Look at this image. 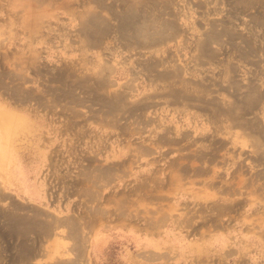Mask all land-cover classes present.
I'll return each mask as SVG.
<instances>
[{
	"label": "rangeland",
	"instance_id": "obj_1",
	"mask_svg": "<svg viewBox=\"0 0 264 264\" xmlns=\"http://www.w3.org/2000/svg\"><path fill=\"white\" fill-rule=\"evenodd\" d=\"M0 114L21 122L0 145V264H72L42 260L56 202L97 214L115 184L107 204L197 241L182 264H264V0H0ZM208 182L247 235H196L222 216L212 187L187 197Z\"/></svg>",
	"mask_w": 264,
	"mask_h": 264
},
{
	"label": "crops",
	"instance_id": "obj_2",
	"mask_svg": "<svg viewBox=\"0 0 264 264\" xmlns=\"http://www.w3.org/2000/svg\"><path fill=\"white\" fill-rule=\"evenodd\" d=\"M24 117L27 118L26 116ZM81 158H85V156L80 155L73 159L78 160ZM107 159L112 161L109 165L115 164L114 166L116 168L120 166L117 164H119L118 161L121 160V157H117L116 152H109ZM142 166H144V163H138L132 174L137 172V174L140 175L139 168ZM17 167L18 166L14 164V173H12L15 175L17 173ZM73 167L76 168L74 170L76 171L74 175L78 172L80 173L81 168H78V166L76 167V162L73 164ZM121 168L122 166L120 169ZM12 173L6 176L7 184L10 187V191H18L19 188L14 181ZM17 175L19 177L22 176L20 169ZM76 178L77 176H75L73 188L71 189L73 193H78L82 190V185H79V180ZM26 179L28 180L29 178L26 177ZM111 182V180H108V184L112 186ZM215 186L216 185L211 182L205 183L200 188L194 189V191L192 190V194L187 196L196 202L207 201L204 190L212 187L215 196H218L213 202V207H221L220 212L222 216L213 217L211 222H207V226H205L206 229H204V227L199 229L196 235H216L210 238V242L211 240H219L229 243V241L231 242L234 238V235H247L243 226L244 219H240L236 223V215L241 214L238 212L236 213V206L239 204L235 202L234 190L230 189L232 192L230 191V193H227L224 191H229L228 187ZM116 188H119V185H113L110 191L109 189L101 190V195H104L105 200L103 203L98 202L96 205L98 210L97 214L92 213L90 209L86 213L81 214L78 211V208L81 207L80 201L71 199L68 201H57L55 207L56 209H60L57 212L60 223L61 219H67V221L63 224L64 232L60 230V226L57 229L53 228L50 234V240L48 244L44 246L46 249L50 248V251L44 253L45 257L42 258V260L50 258L51 261L72 264H107L109 257L116 256L120 258V261L124 262V264H139L138 260L140 253H143L149 258L153 259V257H157L159 260L162 259L165 261L160 264H182L183 259L181 257H186L188 252L187 249L195 247V242L197 241L188 236L185 237V242H183V239L180 238V234L176 233V229L172 230V227H170L166 219H159L157 221V227L153 226V224H155L154 221H151V223L146 221L144 222L145 224H140L138 219H135L133 216V213L131 215L127 212L124 213L122 209L118 208L116 205L107 204L110 195L107 193H111V191L114 192ZM58 191H61V189ZM117 191L120 192L123 191V189ZM24 199L29 203H33L30 202L31 200L26 196H24ZM93 204L94 202H92L90 206L91 209ZM77 217L80 218L77 219ZM60 223L59 225H61ZM221 235L223 236L221 237ZM204 243H206L205 240ZM26 244L28 246L30 245L29 242Z\"/></svg>",
	"mask_w": 264,
	"mask_h": 264
},
{
	"label": "bare ground",
	"instance_id": "obj_3",
	"mask_svg": "<svg viewBox=\"0 0 264 264\" xmlns=\"http://www.w3.org/2000/svg\"><path fill=\"white\" fill-rule=\"evenodd\" d=\"M138 14V13H137ZM138 21V20H137ZM139 22V21H138ZM148 22V21H147ZM133 23V22H132ZM134 23H135V20H134ZM120 25V24H119ZM144 25V24H143ZM146 25V24H145ZM130 26V25H129ZM142 26V25H141ZM165 26H167V25H165ZM131 27V26H130ZM133 27V26H132ZM148 27V26H147ZM175 27V26H174ZM150 28V27H149ZM168 28H170V27H168ZM122 29V28H121ZM131 29V28H130ZM126 30V29H125ZM164 30V29H163ZM152 31V30H151ZM125 32V31H124ZM132 32H134V31H132ZM135 33V32H134ZM148 33V32H147ZM160 33V32H159ZM164 33V32H163ZM139 34H141V33H139ZM138 34V35H139ZM156 33H154V35H155ZM158 34V33H157ZM156 34V35H157ZM137 35V34H136ZM138 35L137 36H135V38L137 37L138 38ZM142 35V34H141ZM127 36V35H126ZM130 36V35H129ZM129 36H128V38L127 39H129ZM140 36V35H139ZM143 36H144V33H143ZM159 36V35H158ZM132 38H133V35L131 36ZM146 37V36H145ZM160 37H162V39L163 38H167V37H169V35L165 32L164 34H162V36H160ZM150 38V37H149ZM152 38V37H151ZM155 38L157 39L158 37H156L155 36ZM134 39V38H133ZM143 39V38H142ZM153 39V38H152ZM155 39V40H156ZM159 39H161V38H159ZM165 40H167V39H165ZM164 40V41H165ZM151 41V40H150ZM133 42V41H132ZM157 42H159L158 40H157ZM130 43V42H129ZM160 43V42H159ZM149 44H151V45H156L157 43H156V41H154V42H150ZM17 124L18 125H20L21 124V122H20V120H18V119H16V117L14 118V117H6L5 115H2V114H0V145H3V146H7L8 147V138H9V136H10V133H11V130L14 128V127H16L17 126ZM3 153H8V151L6 152V151H3Z\"/></svg>",
	"mask_w": 264,
	"mask_h": 264
}]
</instances>
